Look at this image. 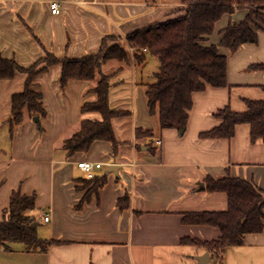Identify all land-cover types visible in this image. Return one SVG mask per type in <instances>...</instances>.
I'll return each instance as SVG.
<instances>
[{
  "label": "crops",
  "instance_id": "obj_1",
  "mask_svg": "<svg viewBox=\"0 0 264 264\" xmlns=\"http://www.w3.org/2000/svg\"><path fill=\"white\" fill-rule=\"evenodd\" d=\"M50 1L54 0H0V53L28 67L46 52L58 58L95 54L105 36L116 37L130 51V60H108L101 72L109 75L110 108L124 112L111 120L118 147L113 154L110 142L95 140L87 151L68 155L62 148L81 120L101 119L97 112L80 111L84 103L96 100L91 88L97 77L72 79L62 89L60 64L49 66L32 87L42 95L45 116L35 122L25 110L21 123L13 128L9 124L11 96L24 89L27 75L16 72L0 79V218L13 191L35 194L37 233L49 242L45 252H27L20 243L13 244L11 251L0 248V264L196 262L205 250L181 240L211 241L220 231L208 224L183 223V216L223 211L228 206L224 192L203 189L204 180L238 177L264 190V141H251L248 124H236L231 138L200 136L220 124L215 116L219 109L228 106L243 112L246 100H264V69L249 68L264 64V27L257 30L255 43H243L233 52L219 48L227 57V85H207L193 92L186 127L179 133L160 128L158 112L148 110L146 84L155 71L147 74L144 66L147 58L158 66L156 58L147 54L139 64L126 40L135 30L182 14L178 0H97L85 6L56 0L58 14L51 13ZM246 13L238 9L221 15L204 44H218L228 22H239ZM137 128L140 135L135 134ZM147 130L151 134L144 133ZM81 161L102 164L94 176L106 175V180L96 191L77 167ZM110 164L119 165L116 173L105 172ZM122 197L126 208L118 205ZM45 214H49L47 222ZM237 247H243L244 261L234 257L229 264L264 262V229L245 234Z\"/></svg>",
  "mask_w": 264,
  "mask_h": 264
},
{
  "label": "trees",
  "instance_id": "obj_2",
  "mask_svg": "<svg viewBox=\"0 0 264 264\" xmlns=\"http://www.w3.org/2000/svg\"><path fill=\"white\" fill-rule=\"evenodd\" d=\"M182 14L165 21L135 30L126 36L132 57L139 64L146 55L156 58L157 70L153 80L146 84L147 106L150 113L158 112L160 128H174L182 133L186 127L188 111L192 105V93L202 91L207 85L224 87L226 81L227 57L219 52L220 47L235 51L243 43H255L257 30L264 27V0H178ZM238 9H246L244 19L229 21L220 32L218 44L205 45L204 41L212 33L215 22L223 14L231 15ZM115 40L107 47V41ZM117 38L107 35L102 39L100 49L95 54L79 58H58L46 52L28 67L18 65L13 59L0 53V79L11 78L16 72L25 73L24 89L11 96L10 128L21 123L26 110L30 117L45 116L42 95L34 90L37 76L53 64H60L58 79L64 88L72 79L97 80L91 91L97 98L84 103L80 111L97 112L101 119H83L71 137L65 139L62 148L67 154L87 151L95 140L111 143L112 153H116L118 142L112 129L113 117L123 115V111L109 106V75L101 72L102 64L108 60L128 62V48L118 44ZM250 69H264V64H253ZM264 90V86H262ZM247 109L234 112L228 106L217 111L221 119L219 125L200 133L201 137L231 138L236 124L250 126L251 141H264V100H246ZM137 128L135 134L140 135ZM144 133L151 134L149 130ZM106 175L93 176L92 191L104 184ZM207 192H224L228 206L223 211H200L186 213L182 221L187 224H208L219 229L220 235L211 241L183 238L184 244L202 247L210 258L221 262L227 247L238 246L248 233H260L264 229V190L251 181L225 176L220 179L207 177L204 188ZM120 208L128 207L125 197L118 201ZM35 211V194H22L13 191L9 206L0 218V248L11 251L12 245L20 243L27 252H45L48 241L40 238L37 229L40 225Z\"/></svg>",
  "mask_w": 264,
  "mask_h": 264
},
{
  "label": "built area",
  "instance_id": "obj_3",
  "mask_svg": "<svg viewBox=\"0 0 264 264\" xmlns=\"http://www.w3.org/2000/svg\"><path fill=\"white\" fill-rule=\"evenodd\" d=\"M74 4L85 6V5H95L97 0H71ZM49 9L51 13L58 14L60 12V3L56 0L49 2ZM131 50V48H130ZM156 146L161 145L160 140L155 141ZM101 163H94L89 161L77 162V167L85 174L87 179H91L94 176V171L101 167ZM49 220V214L43 216V221L47 222Z\"/></svg>",
  "mask_w": 264,
  "mask_h": 264
},
{
  "label": "rangeland",
  "instance_id": "obj_4",
  "mask_svg": "<svg viewBox=\"0 0 264 264\" xmlns=\"http://www.w3.org/2000/svg\"><path fill=\"white\" fill-rule=\"evenodd\" d=\"M115 40L107 41L106 46L109 47L113 45V42ZM129 54L130 51L128 50ZM150 59L147 58V63L144 66V71L145 73H152L156 71L157 69V64L153 63L154 61H149ZM239 246V245H238ZM234 257H238V259L244 261L245 253L243 247H232L231 249H227L226 254L222 256V262L221 264H229V259H234ZM237 259V258H236ZM239 260H237V263H239ZM209 264H220L216 258H212ZM255 264H264V262H259Z\"/></svg>",
  "mask_w": 264,
  "mask_h": 264
},
{
  "label": "water",
  "instance_id": "obj_5",
  "mask_svg": "<svg viewBox=\"0 0 264 264\" xmlns=\"http://www.w3.org/2000/svg\"><path fill=\"white\" fill-rule=\"evenodd\" d=\"M33 120L35 122H38V117L37 116H34L33 117ZM119 168V165L117 164H110L107 166V169H106V173L110 172V171H113V172H117ZM200 187H202V183H200ZM196 262L194 263H190V264H207L208 261H209V254L207 252H204L202 255L200 256H197L196 258Z\"/></svg>",
  "mask_w": 264,
  "mask_h": 264
}]
</instances>
